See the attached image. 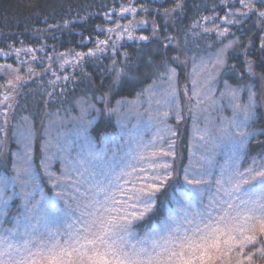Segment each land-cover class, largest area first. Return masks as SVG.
<instances>
[{"label": "snow or ice", "instance_id": "6c2138e0", "mask_svg": "<svg viewBox=\"0 0 264 264\" xmlns=\"http://www.w3.org/2000/svg\"><path fill=\"white\" fill-rule=\"evenodd\" d=\"M220 3L224 5L223 15L215 11L214 4L213 14L198 16L184 34L185 46L190 35L213 33L221 43L199 62L196 56L191 57L192 87H184V101L180 98L177 68L170 65L166 53L157 61L148 52L140 64L132 66L125 52L122 61L114 58L107 68L112 75L108 92L98 98L104 104L102 109L92 102L95 97L85 95L75 101L80 115L73 117L78 121L74 130L60 131L58 123L63 120L58 115L48 120L39 143V169L49 185L47 191L40 186L42 177L34 163L35 142L40 135L34 122L24 116L14 126L19 148L11 153V174L7 170L0 173V217L7 215L12 199L9 189L20 197L23 212L15 218L12 228L0 230V264H264V155L253 157L246 167L241 163L251 141L264 145L260 139L264 128L252 127L256 120V92L247 85V101L243 102L244 88L225 80L220 98L227 99L232 116L219 115V123L210 118L212 112L223 111L215 96V82L223 72L236 67L228 64L229 50L242 48L248 76H259L264 81V72L257 73L256 62L249 58L248 45H243L239 37L228 39L233 35L231 27L243 25L250 14L257 17L256 24L264 33V0ZM184 8V0H174V6L164 8L163 15L175 20L173 14ZM141 10L148 11L143 5ZM120 13L132 14L133 20L106 29L115 34L116 41L126 36L128 40L148 42L155 37L162 41L160 48L167 50L174 45L173 50L181 49L171 57L173 62H186L180 59L182 45L177 36L161 37L155 21L151 36L135 35L136 29L148 22L135 20V6H121ZM117 48L109 35L97 40L87 52L59 53L57 59L61 68L72 65L83 72L82 64L87 58L98 57L109 49L115 57ZM259 49L264 62V35ZM14 51L19 59L21 49ZM0 55L9 53L0 49ZM140 65L151 68V76L155 77L152 84L141 88L132 99L121 96L113 106L109 96L134 86L139 80ZM0 72L10 77L0 85L4 89L0 92V137L6 138L9 114L14 111L17 89L24 77L12 65H0ZM28 73L34 75V70L29 67ZM53 76L55 80L49 81L53 91L47 93L50 98L58 81L74 79L55 72ZM65 90L60 89L61 93ZM185 107L192 119V137L188 163L181 166L178 125L185 119ZM90 110L117 116L127 133L123 150L108 156L105 149L92 142L87 132L95 117L85 119ZM133 119L135 123L129 129ZM170 119L176 126L168 123ZM142 122L157 128L148 140L138 132ZM70 135L76 140H69ZM5 142L0 139V155ZM222 146L228 148L227 158L219 162L217 150ZM55 161L60 163L59 171L53 170ZM157 213L162 215L157 218ZM153 220L155 223L149 227L148 222Z\"/></svg>", "mask_w": 264, "mask_h": 264}, {"label": "trees", "instance_id": "16d2710c", "mask_svg": "<svg viewBox=\"0 0 264 264\" xmlns=\"http://www.w3.org/2000/svg\"><path fill=\"white\" fill-rule=\"evenodd\" d=\"M234 0H230V3ZM185 8L183 11H177L173 15L175 20L166 18L163 15L164 8H172L174 0H0V49L9 55H0V65H12L13 68H19V75L24 77L17 89L16 106L14 111L10 112L8 135L5 139L3 154L0 155V173L5 170L11 174V163L13 157L11 153L15 148V139L13 135L14 126L21 121L24 116L30 117L37 129L38 139L35 142L34 162L39 169L41 153L39 150L40 140L43 139V127L47 125L49 119H56L57 115L62 118L63 123L60 128L75 121L73 117L80 115V110L75 105V101L87 96L93 99L96 108L102 109L103 102L98 99L103 93L108 92V85L111 82V73L107 68L115 58L117 61L124 59L123 53L127 52L132 62V66L140 64L144 58L143 54L151 52L154 58L159 61L165 57L169 60L171 66L177 68L178 84L181 89L180 97L184 101L183 89L188 88V78L191 73L193 61L192 56L207 58L214 53L221 43L216 39L215 34L202 35L201 37L188 38V44L184 45V34L200 15H212L213 5H216L215 11L224 14V5L220 0H184ZM135 6L137 13L135 20H146L148 23L141 25L136 29L135 35L151 36L153 21L160 26V36L175 35L182 45L181 61L185 63L173 62L172 56L177 55L181 49H174V45L165 50L160 48L161 40L153 38L151 41L128 40L116 41L115 34L107 33L106 29L115 27L118 23L126 25L133 16L130 13L121 14V6ZM141 5L148 9L147 12L141 10ZM239 7V4H236ZM260 7V5H258ZM157 9L160 11L158 12ZM108 14L110 19L106 17ZM257 17L250 14L245 19L243 25L232 26L228 39L239 37L243 45L249 47V58L256 62V72H264V62L261 61L259 45L260 37L264 35L260 27L256 24ZM109 35L118 45L115 57L111 49L98 54V57H89L83 64V72L80 67L74 68L72 65L60 67L61 61L57 59L59 53L87 52L95 47L97 40H104ZM251 40V45H249ZM227 43V40L224 41ZM211 45V47H209ZM34 49L33 52H26L25 49ZM14 49H21L19 59H17ZM35 56V59H33ZM52 59L49 61L48 57ZM71 57L69 56V59ZM245 56L242 48L229 50L228 64L235 65V70H226L217 79L218 92L224 90V81L234 87H243L241 100L247 101V85H251L256 92V120L252 127L257 129L264 128V81L257 77H249L244 66ZM23 62V63H21ZM49 63L52 67L49 69ZM34 70V75H29L28 68ZM139 80L134 86H126L120 91V95H110V103L114 106L115 101L125 96L129 99L135 97L141 88L152 84L155 77L151 76V68L140 65ZM47 70V71H46ZM53 72L63 77L68 75L74 77L68 81L60 80L56 84L53 97H48L47 93L53 91L49 84L50 80H55ZM84 73H87L85 75ZM12 75H15L13 73ZM6 72H0V85L6 83L9 79ZM61 87L66 90L61 93ZM4 89L0 88V92ZM47 101V104H45ZM186 103V102H185ZM45 113H48L46 115ZM185 119L178 125L179 140L177 151L179 153V165L188 163V148L190 144L191 116L184 111ZM89 118H96L91 126L89 134L98 144H101L104 138L117 135V116L100 115L94 110L89 111ZM43 122V123H42ZM59 125V123H58ZM69 126V125H68ZM264 140V136L260 137ZM247 155L244 158V164L251 163L253 157L264 155V145L251 141L245 149ZM43 176V175H42ZM43 188L47 191L49 186L42 179ZM12 196L10 200L7 215L0 218V229L12 228L17 218L23 212V205L18 195H13L11 189L8 192ZM50 194V193H49ZM39 197V196H38ZM162 213H157L159 218ZM155 220L149 221L148 226H152ZM141 227H144L142 224ZM146 230V228L144 229ZM140 235L143 231L138 229Z\"/></svg>", "mask_w": 264, "mask_h": 264}, {"label": "rangeland", "instance_id": "374dc122", "mask_svg": "<svg viewBox=\"0 0 264 264\" xmlns=\"http://www.w3.org/2000/svg\"><path fill=\"white\" fill-rule=\"evenodd\" d=\"M191 72H192V68H191ZM188 85L190 87L189 89H191L192 85H191V76L190 75H189V78H188ZM214 91H215V96H216L217 101H218V105H222L223 106V111H222V113H220V112H212L210 118L213 119L214 122L219 123L218 116L219 115H223L224 117H231L232 116V110H231L230 107H228L227 99L226 98H224V99L220 98V92H218L217 82H215V84H214ZM181 100H182V98H181ZM146 106L147 105L145 104V107ZM88 116H89V113L85 116L86 120L93 119V118H89ZM95 121H96V118H95V120H93V123L88 127L87 135L91 138L92 142L97 146V148L105 149L106 154L108 156H111L112 152L116 151L118 149L119 150H123L124 143L127 140V133H126V131L124 129H122L121 124L117 122V127H118L117 128L118 129L117 135H112V136H110V137H108L106 139L104 138L103 142L101 144H98L95 141V139L92 138L90 136V134H89L90 128L94 124ZM134 123H135V119H133L128 124V128L130 129L131 125L134 124ZM168 123L170 125L176 126V122H175L174 119H170L168 121ZM77 124H78V121L75 120L73 122H70V123L66 124L65 128H63V127L60 128L61 124H59L58 127H59V130L62 131V132H71L72 130H74L76 128ZM200 124H201V126H203V124H204L203 118L200 120ZM156 131H157V128L155 126L149 125L146 122H142L141 125H140V128L138 130L139 134L142 135L145 140L150 139L156 133ZM53 135H55V132H53ZM191 137H192V121H191V127H190V143H191ZM68 139L69 140H76V137L74 135H70L68 137ZM15 143H16L15 148H17V149L14 152L18 151V148H19V145L17 144V138L15 139ZM105 145H107V146L105 147ZM217 152H218L217 160L219 162H223L227 158L226 157V153L228 152V148L222 146L221 148H219L217 150ZM243 162H244V159L241 161V163L245 167L249 164V163L244 164ZM35 167H36V163H35ZM52 167H53L54 171H59V169H60L59 161H55L53 163ZM36 169H37V172L39 173V175L42 177V179H44L45 182L47 183V180H46V178H43V176H42L43 173L40 172V169H38L37 167H36ZM42 179L40 181V186L41 187L43 186ZM36 199H39L38 195H37Z\"/></svg>", "mask_w": 264, "mask_h": 264}]
</instances>
